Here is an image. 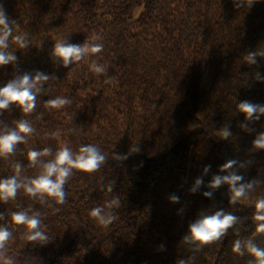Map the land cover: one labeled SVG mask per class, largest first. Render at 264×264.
<instances>
[{
    "label": "trees",
    "instance_id": "16d2710c",
    "mask_svg": "<svg viewBox=\"0 0 264 264\" xmlns=\"http://www.w3.org/2000/svg\"><path fill=\"white\" fill-rule=\"evenodd\" d=\"M13 28L28 33L30 44L16 48L15 65L0 66V85L25 72L50 74L34 111L26 114L36 131L14 153L0 158V176L21 161L25 175L29 148L60 142L74 150L97 143L108 159L96 172L74 170L65 184L63 204H41L18 190L15 200L0 203L5 213L38 208L49 242L36 245L13 230L9 253L17 264H176L192 254L181 238L201 211L224 208L239 217L222 242L196 252L193 264H248L250 257L232 251L235 240L255 232L254 207L230 205L228 186L209 190L214 174L228 159L245 161V179L264 181V150H254L264 131V114L241 127V100L264 103V56L249 65V51L264 47V0H0ZM98 35L101 62L114 80L79 66H65L51 55L54 40L83 43ZM16 47L13 42L11 45ZM65 95L72 103L49 109L44 101ZM21 111L13 105L0 113V127H14ZM229 126L232 135L218 131ZM61 129L59 138L45 135ZM74 129V131H73ZM126 154L117 160L112 153ZM51 158V157H46ZM211 165L207 173L205 165ZM202 177L198 191L191 192ZM112 184V191L107 185ZM264 193V183L257 186ZM180 199L173 202L171 194ZM113 196L120 199L115 219L104 226L89 210ZM54 208L60 210L54 211ZM11 228L12 225L9 224ZM264 246V233L252 237ZM165 248L161 250L160 244Z\"/></svg>",
    "mask_w": 264,
    "mask_h": 264
},
{
    "label": "clouds",
    "instance_id": "9594fccd",
    "mask_svg": "<svg viewBox=\"0 0 264 264\" xmlns=\"http://www.w3.org/2000/svg\"><path fill=\"white\" fill-rule=\"evenodd\" d=\"M9 22V17L2 5H0V66L8 64L15 65L17 61L16 48L24 49L30 44L28 33L18 31ZM52 57L65 66H79L75 62L85 60L88 70L95 75H103L104 83L111 84L113 75L109 74L106 63L101 62L100 54L104 48L102 38L98 35L87 37L83 43L71 42L69 37H58L54 40ZM15 43L16 47L11 45ZM264 56V47L247 52L243 60L249 65L257 63V57ZM50 74L37 70L35 74L25 72L14 76L5 84L0 85V113L11 108L18 107L22 113L21 118L16 119L14 127L3 125L0 127V158H7L15 152L17 145L26 143L29 137L36 131L32 122L26 118V114L34 111L37 97L45 91L44 85L50 80ZM256 80H264V74L256 72ZM49 109H62L71 104L72 100L65 95L51 96L43 102ZM237 109L245 114L241 127L247 131H253L249 121L260 119L264 114V103L253 102L245 99L239 101ZM61 129L45 133L59 138ZM74 131V129H73ZM218 131L221 138L227 139L232 135L230 127L225 125ZM254 150H264V131L256 133L252 141ZM51 157V158H46ZM112 157L120 160L126 159V154L112 153ZM108 159L106 153L97 143H82L78 149H73L67 142H60L53 153L51 147L29 148L27 152L28 167H36L38 171L34 175H25V165L21 161L12 163L13 172L10 175L0 176V203L15 200L18 190H23L29 198L41 204H63L66 200L65 184L74 175V170L82 173H94L102 167ZM245 161L235 158L228 159L220 165L221 172L214 174L209 182V190L203 192L205 197H211L213 190L221 185L228 186V200L230 205L240 204L254 207L253 219L256 222L254 234L264 233V193H257V186L264 183L258 178L245 179L244 174L239 171L245 166ZM211 165L204 166L207 173ZM203 180L196 179L191 187V192L199 190ZM113 185H107V191H112ZM173 202L179 201V195L173 193L169 196ZM120 199L113 196L104 204H98L89 210V215L96 218L101 225L107 226L115 219L114 209L119 207ZM17 211L7 213L10 219L0 223V264H17L16 256L9 253L8 242L12 238L13 230L22 227L23 238L36 245H44L49 242L48 233L42 220V213L38 208L19 207ZM54 208V211H59ZM5 213L0 212V220H5ZM239 217L233 211L217 208L214 211H201L197 217L188 224L187 231L183 234L182 242L191 250L188 257L179 258L176 264H193L196 252L212 245L222 242ZM9 224L12 227H9ZM241 241L237 239L233 243L232 251L241 256L247 254L250 259L248 264H264V246H261L252 237ZM159 248L163 250L162 243Z\"/></svg>",
    "mask_w": 264,
    "mask_h": 264
}]
</instances>
